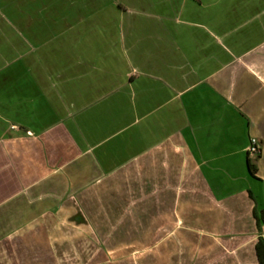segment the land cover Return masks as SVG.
<instances>
[{
	"label": "crops",
	"instance_id": "crops-1",
	"mask_svg": "<svg viewBox=\"0 0 264 264\" xmlns=\"http://www.w3.org/2000/svg\"><path fill=\"white\" fill-rule=\"evenodd\" d=\"M261 209L264 0H0V264H258Z\"/></svg>",
	"mask_w": 264,
	"mask_h": 264
},
{
	"label": "trees",
	"instance_id": "trees-1",
	"mask_svg": "<svg viewBox=\"0 0 264 264\" xmlns=\"http://www.w3.org/2000/svg\"><path fill=\"white\" fill-rule=\"evenodd\" d=\"M250 172L253 173V169L250 166ZM256 216L258 228L260 227L261 223H264V209L260 210L259 215L254 213ZM255 250H256V255L258 259V264H264V241L262 238H258L256 244H255Z\"/></svg>",
	"mask_w": 264,
	"mask_h": 264
},
{
	"label": "rangeland",
	"instance_id": "rangeland-1",
	"mask_svg": "<svg viewBox=\"0 0 264 264\" xmlns=\"http://www.w3.org/2000/svg\"><path fill=\"white\" fill-rule=\"evenodd\" d=\"M84 249H85V248H84ZM84 249L82 248L81 250H84ZM103 250H106L107 253L109 252V251H108V250H109L108 247H104ZM73 251H74V249H73ZM85 252L88 254V256L94 257V256L98 255V254H97V253H98V248H96V249H95L94 247H92V248H86L85 251H84V253H85ZM106 252H105V253H106ZM81 253H82V251H79V252H78V250H76L75 252H73L74 256L77 257V258H78V256H79V258L81 257ZM99 255H102V254H99ZM81 259H82V258H81ZM69 260H70V262L72 261V262L69 263V264H81V263H79L80 261H76L77 263H74L72 258L69 259Z\"/></svg>",
	"mask_w": 264,
	"mask_h": 264
},
{
	"label": "built area",
	"instance_id": "built-area-1",
	"mask_svg": "<svg viewBox=\"0 0 264 264\" xmlns=\"http://www.w3.org/2000/svg\"><path fill=\"white\" fill-rule=\"evenodd\" d=\"M260 151H261V146L258 143L257 139L254 137H251L249 139V143H248L247 148H246V152H247L248 156H255V155L259 154Z\"/></svg>",
	"mask_w": 264,
	"mask_h": 264
}]
</instances>
